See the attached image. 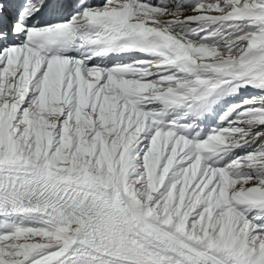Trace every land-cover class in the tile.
Wrapping results in <instances>:
<instances>
[{
  "label": "snow or ice",
  "instance_id": "1",
  "mask_svg": "<svg viewBox=\"0 0 264 264\" xmlns=\"http://www.w3.org/2000/svg\"><path fill=\"white\" fill-rule=\"evenodd\" d=\"M0 264H264V0H0Z\"/></svg>",
  "mask_w": 264,
  "mask_h": 264
}]
</instances>
